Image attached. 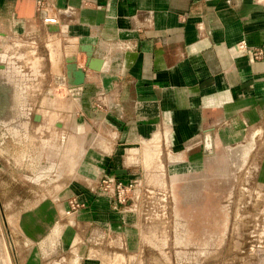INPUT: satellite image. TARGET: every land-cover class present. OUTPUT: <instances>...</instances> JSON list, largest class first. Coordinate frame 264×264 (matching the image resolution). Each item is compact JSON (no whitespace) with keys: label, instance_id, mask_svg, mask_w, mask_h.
Listing matches in <instances>:
<instances>
[{"label":"crops","instance_id":"1","mask_svg":"<svg viewBox=\"0 0 264 264\" xmlns=\"http://www.w3.org/2000/svg\"><path fill=\"white\" fill-rule=\"evenodd\" d=\"M257 49L264 54V6L254 0H0V116H15L6 128L30 132L37 162L49 149V110L86 132L78 182L71 189L65 174L55 186L49 203L60 215L42 207L53 222L27 264H97L87 231L95 238L127 222L81 180L138 181V196L151 177L165 178L150 163L167 162L175 174L182 154L192 161L199 148L207 156L264 133ZM49 98L61 107L49 108ZM159 145L167 155L152 154ZM71 194L85 206L77 222L62 219Z\"/></svg>","mask_w":264,"mask_h":264},{"label":"rangeland","instance_id":"2","mask_svg":"<svg viewBox=\"0 0 264 264\" xmlns=\"http://www.w3.org/2000/svg\"><path fill=\"white\" fill-rule=\"evenodd\" d=\"M61 103L49 98V108ZM50 111L49 149L38 162L30 132L13 131V123L6 128L4 121L15 116H0V264H27L36 239L45 238L43 224L53 222L42 207L56 201L65 174L71 189L78 182L86 132L78 131L75 117ZM152 154L168 152L159 145ZM184 156L175 174L167 162L150 163L165 178L159 183L151 177L136 202L116 208L127 221L117 231L102 228L95 238L87 231V250L100 257L97 264H264V133H249L240 146L215 148L207 156L199 148L192 161ZM101 178L81 182L93 191ZM52 205L49 215H60ZM84 207L71 194L62 219L77 222Z\"/></svg>","mask_w":264,"mask_h":264},{"label":"built area","instance_id":"3","mask_svg":"<svg viewBox=\"0 0 264 264\" xmlns=\"http://www.w3.org/2000/svg\"><path fill=\"white\" fill-rule=\"evenodd\" d=\"M257 4L264 6V0H254ZM44 22L46 24H59L58 18L45 17ZM247 48L245 42L238 44L237 49L243 51ZM253 56L255 59L260 60L264 54L260 49L254 51ZM138 181L125 182L119 178L113 176H103L99 181L97 190L110 198L115 208L119 206H131L132 203L136 202V192L139 188ZM138 197V196H137Z\"/></svg>","mask_w":264,"mask_h":264},{"label":"water","instance_id":"4","mask_svg":"<svg viewBox=\"0 0 264 264\" xmlns=\"http://www.w3.org/2000/svg\"><path fill=\"white\" fill-rule=\"evenodd\" d=\"M80 82H76V84H79ZM37 120H40V116L36 117Z\"/></svg>","mask_w":264,"mask_h":264}]
</instances>
